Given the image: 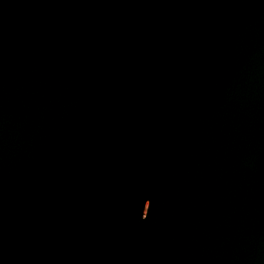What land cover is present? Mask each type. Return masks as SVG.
Here are the masks:
<instances>
[{"label": "water", "instance_id": "1", "mask_svg": "<svg viewBox=\"0 0 264 264\" xmlns=\"http://www.w3.org/2000/svg\"><path fill=\"white\" fill-rule=\"evenodd\" d=\"M0 264H264V0H0Z\"/></svg>", "mask_w": 264, "mask_h": 264}]
</instances>
